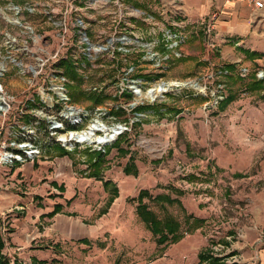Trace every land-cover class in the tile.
Masks as SVG:
<instances>
[{
  "label": "rangeland",
  "instance_id": "1",
  "mask_svg": "<svg viewBox=\"0 0 264 264\" xmlns=\"http://www.w3.org/2000/svg\"><path fill=\"white\" fill-rule=\"evenodd\" d=\"M199 2L0 0V65L8 70L0 76V84L16 98V105H28L21 121L31 120L39 110L47 118L58 112L47 102L57 97L54 88L61 84L54 56L77 60L76 71L84 76L83 81L76 85L67 78L65 87L70 103L88 114L67 128L88 131L98 106L108 108L102 118L108 125L120 122L130 127L117 136V144L105 147L111 163L103 169V176L122 174L126 156L117 155V148H125L140 161L144 177L158 180L155 190L149 189L151 195L175 198L165 201L164 207L144 199L158 217L170 215L178 223L180 238L174 243H179H169L168 250L176 255L183 245L185 253L181 254L185 255L169 257L168 264H213L215 259L219 264H248L249 254L253 255L249 264H257L254 252L263 246L264 232L255 228L251 207L253 203L264 205V89L247 86L254 78L264 79V10L254 14L261 27L257 41L240 42L233 37L215 41L218 17L211 19V15H219L220 10L204 13ZM162 39L168 41L166 53L159 49ZM83 55L89 63L81 61ZM226 64L234 65L227 74L222 69ZM161 82L174 84L151 101L137 97L138 91ZM124 89L129 96H119ZM228 92L234 100L222 104ZM90 93L106 97L96 103ZM38 95L43 105L33 102ZM139 106L145 109L138 111ZM46 120L38 130L42 139H46ZM40 143L42 154L35 158L36 165L52 160L48 158L56 153L52 148L59 147L49 141ZM91 148H75L81 158L76 159L73 171L67 169L73 182L83 178L89 160L96 157L90 156ZM27 162L13 169L0 168V237L4 243L0 253L9 264H31L33 257L45 264H154L161 256L163 248L155 245L136 215V202L128 199L124 210L115 204L104 221L110 230L100 235L105 247L85 246L64 236L57 243L56 239L39 241L36 226L40 225L34 222L39 208L52 196L48 193L52 179H25L17 174L11 180L15 168L18 173L17 168ZM48 174L47 170L44 175ZM73 182L66 186L77 190L82 203H92L94 208L103 195L100 187L78 188ZM6 194L9 199L4 204ZM118 216L120 222L114 228ZM193 218L199 223L192 222ZM248 229L257 232L253 248L246 244Z\"/></svg>",
  "mask_w": 264,
  "mask_h": 264
},
{
  "label": "crops",
  "instance_id": "2",
  "mask_svg": "<svg viewBox=\"0 0 264 264\" xmlns=\"http://www.w3.org/2000/svg\"><path fill=\"white\" fill-rule=\"evenodd\" d=\"M199 5H200L199 7H201L200 10L204 13L211 11V9L212 11L220 10V14L218 15V18L216 19L214 25L215 41H221L223 37L237 38L240 42H244L245 40L257 41V39H259L261 35L260 24L259 22H255L254 20L255 13L253 14V12L247 6L244 0H200ZM53 149L54 151H56V153L53 152L54 155L48 156V158L52 156V160L50 161L44 160L43 163L37 162V165L34 161L27 162L23 164L21 167L17 168L18 173L17 172L15 173L16 171L15 168L13 174L10 177V179L12 180L15 179V176L17 174L18 175L20 174L23 175L25 179L34 177L37 180L40 179L41 176L52 179V180H48V182L52 183V188H51L52 190L48 192L49 195L52 196L49 198L47 197L46 199L48 200V202H45L44 207L39 208V212H37L36 215L37 220L34 222L35 226L36 224L40 225V228L36 226V229L39 234V236H37L38 237L37 239L39 241L56 239L54 243H57L59 241L58 240L59 237L64 236L66 238L69 237L70 239L75 240L77 242L82 239L89 240L90 244L89 245L84 244L85 246L86 245L100 246V244H103L105 247V241L100 239V235L103 233L104 235H106V231H110L106 228L104 221L105 219L108 218V215L110 214L111 210L114 208V205L115 204L121 205L124 210L126 208L125 207L126 199L136 202L137 205V201L135 199L137 198L139 191L143 189L146 190L149 193V195H151L149 189L154 188L153 190H155V188L157 187L158 180L151 175H147L144 177L141 173V169L139 165L140 161L134 159V156L127 149L118 147L117 155L121 154L127 157V158L124 157L125 162L123 163V165H121L122 174L116 176L104 177L103 169L105 168V166H107V164L111 163L109 162V160L106 159V156H104V159H106L107 162L105 160L104 166L101 169V174H102L101 179H96L95 177H89L88 172L90 171V169L87 168L83 173L84 175L83 174L81 175L83 176V178L82 179L76 178L75 181L73 182L72 181L73 177H70L67 174L68 173L67 169L69 166V168H71V171H73L74 164H77V162H75L76 159L81 158L80 154L76 153L75 151L71 152L72 154H69L68 151L63 152L64 149L61 150V148L59 147H53L52 151ZM90 154L91 156H94V154L92 153ZM129 157L131 160H129L130 163H128L129 165H127L128 167H126ZM50 169H52V171H50ZM47 170L49 174L45 176L44 174L46 173ZM67 178L70 179L66 180ZM59 179H60V183L56 182ZM104 180H110L117 187L118 190L117 196L114 198L113 202L111 203L109 209L106 212H103L102 208L104 203L108 199L110 192L109 189L103 187L102 182ZM67 182L69 184H71V182L76 183V187L78 188L88 187L89 190L91 187L92 188L100 187L101 193L103 194L102 198L94 208L92 203H89L88 205L83 204L79 196V192H77V190H75L74 188H71V186L67 187L66 186ZM58 188H61L62 191H60ZM4 197H6V199L2 198V201L5 204L7 202V198L9 199V196H7L6 194ZM97 197H99V194H97ZM183 204L184 207H186L187 204L184 202ZM56 205L58 206L59 210L55 212L53 215H49V213L54 210ZM136 205H135V212H136ZM16 208L22 210L25 209L24 206H16ZM251 209L253 211L251 220L255 222V226H256L255 228L257 230L264 232V205L260 203H253ZM119 218L120 216H118L114 228L120 222ZM257 241L258 238H257L256 230L248 229L246 244L250 245L251 248H253L254 243ZM97 242H99L98 245ZM177 243H179V241ZM177 243H173V245ZM171 244L157 245L155 242V245L157 247L163 249L160 250L161 256L155 259L154 261H152V263L168 264L169 257L174 256L178 258L185 255V254H181V253H185V250L182 249L183 245L182 247H180L181 250L179 249L176 255H172L171 253L172 249L168 250V245ZM254 254L257 257V264H264V244L257 250V252L255 251ZM252 256H253L252 254L246 256L245 259L248 260V264L251 263Z\"/></svg>",
  "mask_w": 264,
  "mask_h": 264
},
{
  "label": "built area",
  "instance_id": "3",
  "mask_svg": "<svg viewBox=\"0 0 264 264\" xmlns=\"http://www.w3.org/2000/svg\"><path fill=\"white\" fill-rule=\"evenodd\" d=\"M247 6L254 13L264 10V0H244ZM218 12H213L211 19L217 18ZM212 27V25H209ZM56 54V63L63 59L62 56L57 58ZM9 57V56H7ZM15 61L16 59H13ZM57 66V65H56ZM58 67V66H57ZM7 66L0 65V76H4L7 72ZM60 85H56L54 91L56 92V98L53 97L52 100H48L49 105L54 108L57 107V113L46 116L43 110H39L37 115H33V118L28 119L27 122L20 120L21 117H24L28 114V105H23L22 102H19L16 105V98L13 95L7 94L2 84H0V168H11L13 169L15 165L22 164L27 161H35V158H38L42 154L41 143L40 141L47 142L49 141L50 145L58 144L59 147L63 148L65 151L73 152L77 146L87 147L91 146V149L96 151H104L105 147L112 145L119 134L130 130V127L126 123H112L108 125L103 121V117L108 114V108L96 107L95 118L92 119L91 124L94 126L97 120H100V125L96 126L93 129L95 136L103 135L106 138L103 141L98 143L94 142L95 138L92 139H76L71 136L72 133L82 130H71L68 129V126L77 125L82 122L83 118L88 114L84 108L76 107L74 104H71V99L68 96V91L65 87L67 78L63 75V72L58 68ZM58 73L55 75L58 76ZM58 89V90H57ZM60 92V94L58 93ZM126 90L124 89L120 92L119 96L124 94ZM128 92V91H127ZM38 101L39 105H43L40 96H33V102ZM60 107L58 108V106ZM118 108V107H117ZM42 114H41V113ZM44 119L46 120V128H44V133L46 134V139H42L38 130H42V124ZM107 126L118 127L119 130L112 132ZM88 126V125H87ZM103 128H106L104 131ZM61 134H68L66 140L61 139ZM113 135V136H112ZM93 141V142H90ZM0 169V170H1Z\"/></svg>",
  "mask_w": 264,
  "mask_h": 264
},
{
  "label": "trees",
  "instance_id": "4",
  "mask_svg": "<svg viewBox=\"0 0 264 264\" xmlns=\"http://www.w3.org/2000/svg\"><path fill=\"white\" fill-rule=\"evenodd\" d=\"M87 37H89L88 32H86ZM160 42V50L163 53L168 52V41H165L164 39L159 40ZM245 52H248L247 50L244 49ZM255 55V54H254ZM77 60H71L70 58H64V59H60L59 61V67L61 68L63 74L65 75L66 78H69L71 80H73L75 82V84H80L83 81L84 76L82 74H78L77 73V65L78 62H76ZM81 61H83L85 64L89 63L88 62V57L86 55L81 56ZM225 70H227V72H230V70H232L234 68L233 64H226L225 66H223ZM139 76H143V77H147V79H152V77L150 75H141L138 74ZM155 76L160 77L159 74H156ZM230 76V75H228ZM238 77V76H237ZM240 80L242 79L241 76L239 75L238 77ZM264 89V79H257L254 78L252 82L248 83L247 89L249 90H254V89ZM126 95H130V92H123ZM90 98H92L94 100V102L98 103L99 101H102L103 98H105L106 96H102L99 94H95V93H90L88 95ZM264 97V94H263ZM234 100V96L233 93L228 92L226 94V96L223 98L222 100V104H227L230 101ZM163 108V107H161ZM138 111H141L143 109H145L144 106H139ZM119 141H116L114 144H117ZM63 152H65V150H63ZM91 156V154H90ZM96 157L93 158L92 160H89V164H88V168L90 169V171L88 172V176L89 177H95L96 179H101L102 174H101V169L104 166V156L105 154H96ZM91 159V158H90ZM130 157L127 161L126 167H128L127 165H129L128 163H130ZM125 167V168H126ZM103 187L109 189V197L106 200V202L103 205L102 211L106 212L111 203L113 202L114 198L117 196L118 194V190L117 187L110 181V180H104L102 182ZM147 198L148 202L151 201H156L160 203V206H162V204H164L165 201L167 202H172L175 200V198H171L170 196L166 195V194H157L155 196H151L149 195V193L146 190H140L137 198L135 199L137 201V205H136V212L137 215L139 216L140 220H142L144 222V224L146 225L147 229L151 232V234L153 235L155 242L157 245H161V244H169V243H174L176 242L179 238H180V234H178V223L177 221L170 215H166L164 218H160L158 217V215L156 214L155 211H153L150 206L149 203H146L144 201V199ZM164 207V206H162ZM59 210L58 206L56 205L54 210L52 212L49 213V215H53L55 212H57ZM188 218H191V216L189 215ZM192 222H198L199 221L197 219L192 220ZM79 243H83V244H87L89 245L90 242L89 240L86 239H82L78 241ZM99 244V242H97V245ZM4 243L3 240L0 237V249L3 248ZM100 246H104L103 244H100ZM0 264H9V261L7 260L6 256L2 253H0ZM13 264H18L16 261H14ZM31 264H45L44 261L42 260H38L37 258L33 257L31 258ZM212 264V263H211ZM213 264H219V261L217 262V259H215V261L213 262Z\"/></svg>",
  "mask_w": 264,
  "mask_h": 264
},
{
  "label": "bare ground",
  "instance_id": "5",
  "mask_svg": "<svg viewBox=\"0 0 264 264\" xmlns=\"http://www.w3.org/2000/svg\"><path fill=\"white\" fill-rule=\"evenodd\" d=\"M171 84H174V83L173 82H168L167 85H164V87H162L160 84H156L152 88L149 87V89H147L145 92L138 91L137 92V97L144 98V99H147V100H150V101L153 100V99L159 98L161 93L165 92L167 90V88H168L167 86H169ZM199 90H201V89H199ZM98 125H100V120L99 121L97 120V122L95 123L94 126L93 125L89 126L88 131L86 130L84 133L83 132L82 133H77L76 132V135H75V133H72L71 136L76 138V139H81V140H83L85 138L86 139H92L94 137L95 138L94 142H96V143H98L100 141H103V140L106 139V138L103 137V135H100L99 137H96L94 135V133L92 132L93 129H95L96 126H98ZM106 127H107V125H106ZM109 128L112 130V132H115L116 130H119L118 127H115V126L107 127V129H109ZM103 129H104V131H106V128H103ZM60 138L66 140L68 138V134L66 136L65 135H61ZM90 142H91V140H90Z\"/></svg>",
  "mask_w": 264,
  "mask_h": 264
},
{
  "label": "flooded vegetation",
  "instance_id": "6",
  "mask_svg": "<svg viewBox=\"0 0 264 264\" xmlns=\"http://www.w3.org/2000/svg\"><path fill=\"white\" fill-rule=\"evenodd\" d=\"M222 69H224V67H222ZM222 70L221 69H219V72H221ZM243 71H246V69H243ZM224 72L227 74L228 72H227V70H224ZM241 75L242 76H244V74L241 72ZM116 142V141H115ZM114 144V143H113ZM88 152H90V153H92V154H94V155H96V154H99V153H101V154H105V152L104 151H96V150H88ZM96 152H98V153H96Z\"/></svg>",
  "mask_w": 264,
  "mask_h": 264
},
{
  "label": "water",
  "instance_id": "7",
  "mask_svg": "<svg viewBox=\"0 0 264 264\" xmlns=\"http://www.w3.org/2000/svg\"><path fill=\"white\" fill-rule=\"evenodd\" d=\"M160 84L162 87H164V85L167 84V82H161Z\"/></svg>",
  "mask_w": 264,
  "mask_h": 264
}]
</instances>
